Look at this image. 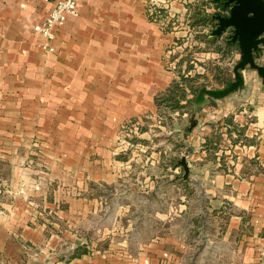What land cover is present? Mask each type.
<instances>
[{
    "label": "crops",
    "instance_id": "obj_1",
    "mask_svg": "<svg viewBox=\"0 0 264 264\" xmlns=\"http://www.w3.org/2000/svg\"><path fill=\"white\" fill-rule=\"evenodd\" d=\"M153 1L78 0V14L48 39L34 24L54 0H0V264H264V106L247 128L228 120L222 142L233 158L222 168L212 123L222 110L200 111L190 223L159 210L157 230L135 251L115 245L71 258L85 239L65 225L86 223L104 203L118 208L116 220L126 192L156 186L152 169H135L144 158L119 151L124 128L139 125L148 138L157 97L176 78L168 60L183 31L173 18L185 7L155 0L166 1L161 14ZM106 187L110 204L94 196Z\"/></svg>",
    "mask_w": 264,
    "mask_h": 264
},
{
    "label": "rangeland",
    "instance_id": "obj_2",
    "mask_svg": "<svg viewBox=\"0 0 264 264\" xmlns=\"http://www.w3.org/2000/svg\"><path fill=\"white\" fill-rule=\"evenodd\" d=\"M177 1L184 5L185 11L182 19H177L174 16V26L181 29L183 35L175 39L171 48L168 67L176 73V78L168 89L176 82L181 85L180 88H184L186 98L181 100L183 107L170 109L164 105H158L157 115L148 120L151 125L145 128L149 131L148 138H140L139 125H132V130L124 128L125 141L121 143L119 149L121 152L131 154L135 151L141 158H144L142 161H135L137 164L135 169L139 171L143 166L144 169H152L153 175L147 179V182L156 184V186L152 187L150 191H136L132 196L129 195L130 192L125 193L126 197L120 200L122 207H120V215L117 217L120 220L119 226L116 225L117 219L115 220L118 208L112 210L111 206L106 207L105 203L103 211L91 214L86 223L71 227L64 224L65 228L76 233L77 237L82 235L86 240L81 244L79 243L81 239H77L76 248L85 246L87 253H92L98 248L101 250L112 249L115 245L118 246L120 253L126 251L130 246L135 251L138 243L145 241L157 230L156 226L160 219L158 216L156 219L155 214L159 210L174 217L173 222L177 221L176 217L182 221L184 217V226L190 223L192 218L197 217V157H194L195 149L197 150V127L188 136L183 135V129L188 126L191 120L190 116H193L197 122L201 117V110L202 113L214 115L216 109H221L222 119L214 118L212 122L214 125L213 139L217 144H220L226 137L224 133L227 131L225 127H227L228 120L236 124L242 122L244 125L240 128H247L258 121L256 111L258 107L264 106L262 78L256 70L247 67L243 71L245 85L242 89L223 99H212L209 104L200 107L198 111L194 110L193 99L202 87L223 88L234 80L233 69L240 58V49L237 43H234L233 46L227 45L229 30L222 36H217L214 39L211 37V32L216 25L213 15L224 9L215 0ZM165 2L154 0L153 6H151L153 8L156 6L155 8L159 11L164 10L159 8H164L160 6ZM155 11L153 10L154 14ZM162 12L160 11L161 14ZM203 17H205V21H198V18ZM256 59L259 64L264 65V50L257 54ZM168 89L159 96H163ZM236 114H239L242 120L234 121ZM227 139L224 141L227 142ZM226 145L222 142V147L219 149L222 148L224 151L218 150L221 158L217 159L216 157L215 163H213H219L221 168L227 165L226 162L230 160L229 158H233V153L229 151L230 148L225 147ZM214 147L217 146L214 145ZM225 150L228 152L225 153ZM184 157L190 163L188 179H184V167L179 164V161ZM157 168L162 171L164 176L159 177L161 173H157ZM154 174H157V177ZM134 177H137L135 182L143 183L142 174L140 178L138 175ZM160 183L162 184L161 190L159 189ZM98 195H101L103 200L109 199L108 204H110L109 201L112 197L110 187L95 190L94 196ZM131 200L135 206L125 210L124 207H127V202ZM178 223L180 222L178 221ZM114 226L119 228V234H111ZM130 233L131 235H129ZM101 237L103 239H98Z\"/></svg>",
    "mask_w": 264,
    "mask_h": 264
},
{
    "label": "water",
    "instance_id": "obj_3",
    "mask_svg": "<svg viewBox=\"0 0 264 264\" xmlns=\"http://www.w3.org/2000/svg\"><path fill=\"white\" fill-rule=\"evenodd\" d=\"M224 5H231L229 13L222 15L216 12L213 15L217 26L212 30L211 37L214 39L222 36L232 27L228 42H237L240 49V58L233 69L234 80L223 88L202 87L193 99L195 111L209 104L212 99H223L242 89L245 85L243 71L247 67L258 72L264 85V65L259 64L256 59V55L264 50V0H226ZM179 164L184 167V179H188L189 161L184 157Z\"/></svg>",
    "mask_w": 264,
    "mask_h": 264
},
{
    "label": "built area",
    "instance_id": "obj_4",
    "mask_svg": "<svg viewBox=\"0 0 264 264\" xmlns=\"http://www.w3.org/2000/svg\"><path fill=\"white\" fill-rule=\"evenodd\" d=\"M53 3L47 15L34 24V30L48 39L54 37L55 29L59 26H63L69 15H77L79 12L78 0H54ZM50 49H52V47H50ZM20 192L24 193L25 188L21 187Z\"/></svg>",
    "mask_w": 264,
    "mask_h": 264
},
{
    "label": "trees",
    "instance_id": "obj_5",
    "mask_svg": "<svg viewBox=\"0 0 264 264\" xmlns=\"http://www.w3.org/2000/svg\"><path fill=\"white\" fill-rule=\"evenodd\" d=\"M215 1H216V3L218 2L217 0H215ZM217 4L220 5L219 3H217ZM198 21H205V17L198 18ZM196 23H197V21H196ZM234 43L235 42H228L227 45L228 46H233ZM180 87H181V85L179 83H177V82L174 83V85L171 88H169L168 91L163 96L157 97V104L160 105V106L164 105V106H166V107H168L170 109H181L183 107L182 104H181V100H185L186 93H185L184 88H180ZM197 94L198 93H196V95ZM190 118H191V120H190L188 126H186L183 129V135L184 136L189 135L191 133L192 129L197 125V122H196V120H194L193 116H190ZM213 142H214L213 139L207 140V145L208 144H212L213 145ZM213 147H214V145H213ZM86 252H87V250H86L85 247H78L75 250V252L72 255V257H78V256H80V255H82L83 253H86Z\"/></svg>",
    "mask_w": 264,
    "mask_h": 264
},
{
    "label": "flooded vegetation",
    "instance_id": "obj_6",
    "mask_svg": "<svg viewBox=\"0 0 264 264\" xmlns=\"http://www.w3.org/2000/svg\"><path fill=\"white\" fill-rule=\"evenodd\" d=\"M217 1H218L217 3H219L221 5V7L225 8L222 11L219 10V13H221L222 15H227L229 13V10H230L232 3L230 6H225L224 3L226 2V0H217ZM214 20L216 22V25H215V27H216L217 26V20L216 19H214ZM228 30H229L228 37L231 38L232 27H229L225 32H227ZM229 38H228V40H229ZM235 43H237V42H235Z\"/></svg>",
    "mask_w": 264,
    "mask_h": 264
}]
</instances>
